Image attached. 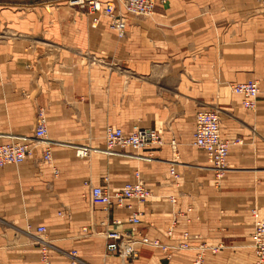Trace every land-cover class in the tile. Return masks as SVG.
<instances>
[{
	"label": "crops",
	"instance_id": "1",
	"mask_svg": "<svg viewBox=\"0 0 264 264\" xmlns=\"http://www.w3.org/2000/svg\"><path fill=\"white\" fill-rule=\"evenodd\" d=\"M65 3L0 0L7 23L0 35V143L31 135L43 108L52 150L50 163L37 148L21 164L0 168V264L16 252L35 264L39 225L53 243L52 264H67L69 251L79 264H120L117 255L104 258L106 239L95 232L129 231L132 212L91 205L83 182L115 191L134 181L135 171L151 191L135 228L166 248L144 245L130 264H190L200 243L219 247L206 250L204 264H251L252 209L264 217V92L248 110L228 85L264 82V0H157L152 16L127 17L123 37L107 18L89 26L87 15L77 17ZM43 7L58 11L26 13ZM52 20L57 25L47 24ZM215 107L222 135L238 141L214 187L205 153L192 141L195 113ZM107 125L157 129L164 144L141 151L150 161L77 157L75 144L104 147ZM182 242L188 248L175 247Z\"/></svg>",
	"mask_w": 264,
	"mask_h": 264
},
{
	"label": "built area",
	"instance_id": "2",
	"mask_svg": "<svg viewBox=\"0 0 264 264\" xmlns=\"http://www.w3.org/2000/svg\"><path fill=\"white\" fill-rule=\"evenodd\" d=\"M157 0H68L69 5L87 10L94 14L91 25L97 26L100 17L109 21V27L119 37L125 35L127 17H150L152 16ZM233 94L241 95V104L245 109L254 110L257 106V98L264 92L258 79H248L242 82H235L229 85ZM104 147H92L88 144L73 145L74 153L79 158H87L94 152L106 155H123L135 157L142 160H152V154L143 155L142 150L160 147L164 139L157 129L135 127L131 130H124L119 126L107 125L104 132ZM193 145L204 151L208 166L214 174L215 185H219L227 169V157L229 155L230 141L224 138L221 131V117L217 109H202L195 113ZM169 145L177 158V141L170 139ZM37 148L42 149V159L50 163L52 161L51 142L47 138V115L43 108H39L36 114L35 125L31 135H9L5 142L0 143V168L6 165H19L28 157L32 156ZM169 171L173 178H177L174 166ZM57 173V170L54 169ZM135 180L126 182L120 189L111 191L107 185H95L91 180L83 182L82 197L91 205H100L103 210L109 211L111 207L124 208L131 211L128 223L132 228L129 231L102 230L95 233L106 239L103 256L118 255L122 264H130L137 258L139 249L144 245L161 246L156 239H150L146 234L136 230V225L141 222V205L150 197L151 191L145 182L140 178L139 172L134 173ZM107 181L108 178L105 177ZM171 202L176 199L171 196ZM254 217V228L251 234V247L254 260L251 264H264V217H261L256 209H252ZM61 214V213H60ZM177 215V214H176ZM176 216L173 219L175 221ZM114 222H119L113 220ZM83 231H87L83 227ZM94 231L91 230V233ZM47 233L46 226L36 227L38 235L37 243L40 246L41 264H50L49 242L43 238ZM168 235L172 234V226L168 229ZM176 248L186 249L187 243H178ZM206 250L216 253L218 246H208L200 243L191 261V264H204ZM71 264H76L78 258L76 252L69 253Z\"/></svg>",
	"mask_w": 264,
	"mask_h": 264
},
{
	"label": "rangeland",
	"instance_id": "3",
	"mask_svg": "<svg viewBox=\"0 0 264 264\" xmlns=\"http://www.w3.org/2000/svg\"><path fill=\"white\" fill-rule=\"evenodd\" d=\"M61 7H65L64 9H67L68 11H70V12H72V13H74L77 17L78 16H86V17H89L88 19H89V26H92L91 25V19H90V14H89V12L87 11V10H84V9H79L78 7H75V6H71V5H69V3H65L64 4V6H61ZM261 8H264V6L263 7H261ZM39 10V11H38ZM13 11V10H12ZM15 11H19V10H14V12ZM32 11H34V12H40V13H45V14H52V13H54L55 11H58V9L57 8H50V7H43V9H32V10H28L26 13H30V12H32ZM40 16H41V14H40ZM40 18V17H39ZM55 19V18H54ZM0 21H5L3 24L1 23L0 24V35H1V32L3 31V30H5L4 28H5V26H7V23H6V20L5 19H3V18H1L0 17ZM39 22V25H40V27H42L43 26V24L40 22V21H38ZM37 22V23H38ZM6 24V25H5ZM48 25H57V23H56V20H52L50 23H47ZM43 28V27H42ZM38 34L36 35V37H35V40H37V41H39V43L40 42H43L44 41V35L42 34V33H39V32H37ZM37 44H38V42H37ZM259 81V80H258ZM260 82V84H261V86L262 85H264V82H261V81H259ZM228 87H229V85H228ZM230 89V88H229ZM230 93H231V91H230ZM232 94V93H231ZM214 109H216V107L214 108ZM219 112V111H218ZM220 114V113H219ZM220 117H221V115H220ZM221 119H222V117H221ZM221 124H222V120H221ZM224 137V136H223ZM225 138V137H224ZM229 140V139H228ZM230 141V140H229ZM236 141H238L237 139H235V141H233V142H231L230 141V145L232 144V143H234V142H236ZM230 145H229V148H230ZM44 161V160H43ZM227 161H228V158H227ZM45 162V161H44ZM228 163V162H227ZM15 166H17V165H15ZM214 185V187H215V184H213ZM22 213H23V211H22ZM35 235V241H37V239H38V235L35 233L34 234ZM94 236H97V235H94ZM43 238L46 240V241H48L49 242V246H50V249H49V252L51 251V246H53V243H52V241H51V238L50 237H48V235H47V233L45 234V235H43ZM37 243V242H36ZM38 244V243H37ZM71 251H69L68 253H67V255H68V259H67V264H71V256H70V253ZM15 253V252H14ZM17 254H21L20 252H16ZM15 255L14 257H6V256H4V258H3V264H26V261L24 262L23 261V258L21 257V256H18V255ZM118 256V255H117ZM104 258H106V257H104ZM52 260V259H51ZM79 261L80 260H78V262L76 263V264H79ZM205 263V262H204ZM31 264H34V263H31ZM35 264H41V262H40V255L39 254H37V256H36V259H35ZM50 264H52V263H50ZM120 264H122V260H121V258H120ZM191 264V263H190Z\"/></svg>",
	"mask_w": 264,
	"mask_h": 264
},
{
	"label": "bare ground",
	"instance_id": "4",
	"mask_svg": "<svg viewBox=\"0 0 264 264\" xmlns=\"http://www.w3.org/2000/svg\"><path fill=\"white\" fill-rule=\"evenodd\" d=\"M153 15V14H152Z\"/></svg>",
	"mask_w": 264,
	"mask_h": 264
}]
</instances>
